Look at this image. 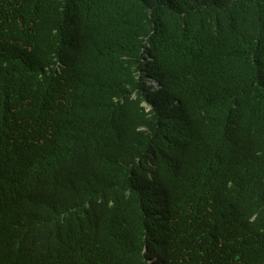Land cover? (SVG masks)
Masks as SVG:
<instances>
[{
    "label": "trees",
    "instance_id": "1",
    "mask_svg": "<svg viewBox=\"0 0 264 264\" xmlns=\"http://www.w3.org/2000/svg\"><path fill=\"white\" fill-rule=\"evenodd\" d=\"M0 264H264V0H0Z\"/></svg>",
    "mask_w": 264,
    "mask_h": 264
},
{
    "label": "rangeland",
    "instance_id": "2",
    "mask_svg": "<svg viewBox=\"0 0 264 264\" xmlns=\"http://www.w3.org/2000/svg\"><path fill=\"white\" fill-rule=\"evenodd\" d=\"M150 83H153V84H154V82H153V81H150Z\"/></svg>",
    "mask_w": 264,
    "mask_h": 264
}]
</instances>
